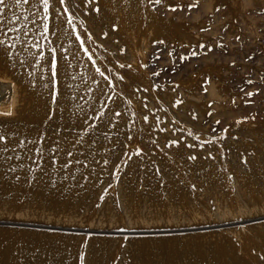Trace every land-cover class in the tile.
<instances>
[{"label": "rangeland", "instance_id": "rangeland-1", "mask_svg": "<svg viewBox=\"0 0 264 264\" xmlns=\"http://www.w3.org/2000/svg\"><path fill=\"white\" fill-rule=\"evenodd\" d=\"M6 3L0 264H264V0Z\"/></svg>", "mask_w": 264, "mask_h": 264}, {"label": "snow or ice", "instance_id": "snow-or-ice-1", "mask_svg": "<svg viewBox=\"0 0 264 264\" xmlns=\"http://www.w3.org/2000/svg\"><path fill=\"white\" fill-rule=\"evenodd\" d=\"M31 2H32L33 6H35L36 0H31ZM50 2H51V0H39V3L43 5V9H44V13H45V16H44V19L45 20H47V13H48V10H49ZM67 2H68V0H59V3L62 4V5L65 4V3H67ZM156 2L159 3L160 0H156ZM14 3L16 5L28 4V3H30V0H14ZM9 6H10V4L6 3V0H0V18L3 17L4 8H7ZM68 10L69 9L67 7L64 8V11L65 12H68ZM57 11H59V10L57 9ZM0 23H2V19H0ZM68 23L69 24L72 23V18H69L68 19ZM48 32H49V26H48L47 23H44V25H43V31L41 32V36L44 37V38H46V34ZM77 39H79V36H77ZM3 44H4V40L0 39V46H2ZM81 46H83V42H82ZM12 47H14V45H12ZM85 51L87 52L86 49H85ZM41 58H42V54H41ZM89 59H91V56H89ZM51 67H52V74H53V76H55V67H56V65H55V57L54 56L52 58V65H51ZM96 71L101 76H104V73L101 72L99 68H97ZM105 79H107V77H105ZM44 87L47 88L48 85H44ZM249 95H251V94H249ZM53 101H55V95H53ZM177 103H179V101ZM103 115H104V113L103 112H100V117H103ZM117 115H119V113H117ZM144 119H145V121H147L148 118L145 117ZM189 134H191V133H189ZM2 139H3V135L0 134V140H2ZM129 139H131V137H129ZM2 151H4V149L0 148V152H2ZM37 151L38 152H42L41 149H37ZM135 154L139 155V150H137ZM68 155L71 156L72 155V152L69 151L68 152ZM190 158L191 159H194L195 157H190ZM77 163H79V161H77ZM105 163H107V161H105ZM63 167H67V164L63 165Z\"/></svg>", "mask_w": 264, "mask_h": 264}]
</instances>
